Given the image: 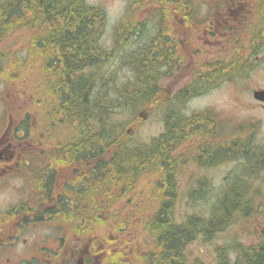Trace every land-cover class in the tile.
<instances>
[{
	"label": "trees",
	"instance_id": "obj_1",
	"mask_svg": "<svg viewBox=\"0 0 264 264\" xmlns=\"http://www.w3.org/2000/svg\"><path fill=\"white\" fill-rule=\"evenodd\" d=\"M171 2L130 0L129 6H136L135 10L133 8L134 12L130 9L131 16H136L135 11L144 4L166 5ZM152 12L154 13V9ZM161 13L166 14V10L163 9ZM105 18L102 8L89 5L85 0H0V39L14 28L28 29L29 53L41 55L46 65L48 63L57 67L54 70L57 74L55 81L50 82L53 94H57V102L49 103L51 113H48L47 126L49 131L56 134L53 127H57L59 117L60 123L66 125L69 130L68 139L65 141L56 139L54 148L58 151L52 154L48 166V170L52 171L46 180L41 178L34 180L35 188L37 192L41 191L40 196L47 202L51 195H59L58 202L48 203L47 214L93 211L95 215L88 219L91 223L88 230L93 227L96 236L108 237L112 235L111 233L118 235L125 232L127 220L117 215V211H112L106 217L100 214L106 212V207L118 202L123 196L127 197V202L130 203L128 197L134 194L140 175L146 171H156L157 179L152 190L154 193L148 196L159 200L155 201L157 208L149 211L153 213L152 216L143 219L144 230L154 243V262L185 264L187 244L199 238L210 241L234 221L254 220L257 214L262 212L260 210L264 205L256 201L257 195L262 194L264 197L261 187H247L249 192L244 195L245 187L237 184L243 180L248 181L249 172H252L254 180L258 178L264 180V149L239 136L235 137L236 140L233 141L235 144L230 143L232 148L206 146L203 155L208 159L201 164L210 165L216 161L222 162L239 156L245 161L244 166L250 165L252 158V165L231 179L227 186L221 187V194L214 197L215 203L209 205L207 214L198 209L186 214L185 219L178 223L174 208L177 192L176 169L179 163L173 157V152L183 141L190 138L192 133L208 136L209 131L202 124L206 125L213 121L211 111L205 110L195 114L193 118L183 119L178 118L179 114L169 108L168 115L172 118L169 120L164 118L165 129L159 136L152 138L149 143H133L132 131L128 132L122 122L116 123L107 116L108 109L99 104L98 83L92 79L90 73H86L87 69L90 70L96 63L101 62L105 55L98 45ZM128 20L126 17L125 21ZM150 20L153 21L154 17L150 16ZM44 46L50 52L44 54L41 50ZM142 54H145V51ZM141 56L138 55L137 60ZM234 58L229 59V62L223 60L221 78H233L235 74L241 73L238 70L241 59L239 55ZM149 65L153 69L154 64ZM46 69L49 70V66ZM59 79L63 86L59 84ZM142 85L143 88L140 89ZM140 87L130 94L132 105L138 103L153 111L155 86L152 87V84L148 83L140 84ZM148 94L150 96L147 97ZM100 109L103 116L102 113L99 114ZM21 125L26 126V122H21ZM225 150L232 152L231 156H227ZM239 152L241 154L238 155ZM211 154L224 157L212 159ZM59 165L63 166L60 173ZM73 170L74 174L71 175ZM66 175H71L67 176L68 182L63 181ZM28 182L30 185V180ZM206 185L211 189L209 182ZM76 195L93 200L79 201L76 205L65 201ZM199 195L201 196V193ZM218 196L221 198L217 199ZM64 220L73 228L76 235H88L86 224H75L80 219ZM227 223L229 224L226 227H222ZM257 235L258 242L244 246L237 244L235 248H231L236 254L232 261L225 245L217 247L216 264H240L242 261V264H264V221ZM147 250L149 255L151 249ZM120 257L121 252L118 249L111 256L112 259ZM192 264L203 262L195 259Z\"/></svg>",
	"mask_w": 264,
	"mask_h": 264
},
{
	"label": "rangeland",
	"instance_id": "obj_2",
	"mask_svg": "<svg viewBox=\"0 0 264 264\" xmlns=\"http://www.w3.org/2000/svg\"><path fill=\"white\" fill-rule=\"evenodd\" d=\"M85 1L89 5L102 8L106 17L98 38V45L105 52V55L101 62L95 64L97 69L94 65V68L86 70V73H90L92 79L98 83L96 84L99 91V104L108 109L107 116H110L111 120L116 123L122 122L124 128L133 131V143H149L152 138L159 136L164 131L165 127L162 120L172 118L168 115L170 113L168 106H159L157 109L147 112L145 118L137 122L136 117L143 108L138 103L133 106L130 101L132 99L130 94L136 88H139L140 84H154L157 78L154 66L152 69L150 65H145L154 57V50L151 49V52L147 51L142 54L144 45L154 38L153 23L150 20V16L154 17L153 5L148 4L147 7V4H144L147 7L145 10L139 11V8L135 11L136 16H131L130 9L133 11L135 7L129 6L130 0ZM192 1L198 3L201 0ZM207 2L211 3L213 1L206 0L198 5L197 19L208 18L212 14L215 17L217 16L218 13H215V9L219 10V8L215 5H205ZM125 16L129 18L128 21H125ZM135 21L141 22L142 25L135 28L131 27L136 26ZM29 48V32L25 28H14L0 39V103L3 102L2 106L5 104V110L12 114L15 119L24 112L34 117V123L39 125L37 122L44 121L42 117L46 116V121L48 118L47 108L43 103L50 97L48 93L52 88L47 87V85L50 82L53 83L54 78L51 75L45 76V73H50V71H47L44 67L41 55L29 53ZM225 51L223 50V54ZM263 54L261 53L258 59H252L247 69L245 68L246 65L240 62L242 75L237 79H233L232 82L223 81L215 89L195 98L190 97L185 102L175 100V103H178L175 111L180 114L183 113L182 115L204 110H210V115H213L211 117L212 122L206 125L202 124L208 129V136L187 138L173 152V157L179 163L176 169L177 192L174 208L178 223L185 219L186 214H191L198 209H201L203 214H207L210 208L209 205L215 203L214 197L221 194V187L227 186L231 179L242 173V170L247 166L252 165V158H250V165L244 166L245 161L239 156L222 162L216 161L210 165L201 164L202 161L208 159L203 155L206 146L232 148L230 143L233 144V141L236 140L235 137L239 136V138L251 140L254 145L264 149V107H261L258 104L260 102L252 97L253 90L264 89ZM138 55L142 56L137 60ZM228 60H225V62L230 61ZM165 70L166 68L163 69V71ZM189 79H191L189 76L187 80L184 77L176 83L188 82ZM166 81V78H164L163 84ZM59 84L63 86L60 79ZM142 88L143 85L140 89ZM175 103H171V105ZM101 110H99V114L102 113L103 116ZM180 114L178 118H181ZM53 128L57 133L49 131V137L53 138V144L50 143L51 146L55 145L56 139L65 141L70 137L66 125L61 124L60 121L57 127ZM53 134L56 136L53 137ZM126 138L129 139L128 136ZM225 153H227V156H231L232 152L225 150ZM239 154L241 153L239 152ZM220 156L224 157L223 155L211 154L212 159ZM248 176H250L248 181L243 180L237 184L245 187L244 195L249 192L247 187L254 188L258 186L261 187V192H263L264 180L261 178L254 180L252 172H249ZM156 179V171L142 173L135 186L134 194L128 197L131 202H127V197L123 196L120 201L111 204L109 207L110 212L117 211L121 213L120 217L126 215L125 230L130 234L124 233V236L129 240V246H135L137 249L141 245H145L146 242L143 240L147 239V235H149L144 230L143 219L152 214L150 213L152 209L157 208L155 201L159 198H149L148 196L154 193L152 190H154ZM208 182L211 189L206 185ZM28 186L29 182L25 181L23 176L12 177L8 188L0 190V208L6 200L12 199L17 202L19 198L27 196ZM201 188L203 191H201ZM219 198L221 196H218L217 199ZM256 201L264 205V199H261L258 195ZM260 211L262 212L259 215L257 214L254 220L241 219L234 221L210 241L199 238L187 244L185 247V264H192L195 259H200L203 264H216V248L224 245L232 261L236 257L232 249L237 244L244 246L259 241L257 233L263 225L264 206ZM228 224H224L222 227H226ZM55 227L56 224L53 221H47L45 225L41 226L32 225L25 233V238L29 241H34L37 237H41L42 240L45 236L51 238ZM111 234L116 235L115 233ZM242 263L243 261L240 264Z\"/></svg>",
	"mask_w": 264,
	"mask_h": 264
},
{
	"label": "flooded vegetation",
	"instance_id": "obj_3",
	"mask_svg": "<svg viewBox=\"0 0 264 264\" xmlns=\"http://www.w3.org/2000/svg\"><path fill=\"white\" fill-rule=\"evenodd\" d=\"M171 1L166 5H153L154 38L144 45L145 53L154 50V57L145 63L147 66L154 62V71L157 72L152 84L155 86L154 109L168 106L175 110L178 107L175 100L185 102L222 84L223 59H235L234 56L239 55L248 68L252 59H258L264 53V0H212L204 4L218 7L219 10L215 9L218 14L204 19H197L196 11L198 5L206 0L198 3L192 0ZM146 8L144 5L139 11ZM163 9L166 14L161 13ZM135 24L142 25L139 21ZM42 50L44 54L49 51L46 46ZM223 50H226L224 54ZM262 56L264 58V54ZM188 76L191 78L188 82L176 83L184 77L187 80ZM164 78L167 80L165 84ZM258 104L264 107V104ZM0 108V190L7 189L14 176L30 180L27 196L17 202L6 200L0 208V264H157L151 246L150 254L143 257L135 246L127 243L121 249V257L112 259L116 239L96 236L93 227L88 230L91 224L88 219L95 215L93 211L47 214L48 203L58 202L59 195H51L48 202L43 200L41 191H36L34 180H46L52 171L48 170L50 159L58 150L47 146L51 143L47 127L38 131V136L34 131L30 134L31 129L37 130L32 125L33 121H27L26 126L21 125L23 121L14 120L8 111L2 109L3 106ZM198 113L179 114L183 119H190ZM200 134L192 133L191 137ZM59 167L60 173L63 166ZM71 175H66L63 181L68 182L67 176ZM88 200L93 198L76 195L65 201L76 205L79 201ZM50 219L57 221L51 238L45 236L42 240L37 237L34 241L25 238L32 225H45ZM64 219H80L75 224H86L88 235H76ZM118 240L125 242L127 238L123 236Z\"/></svg>",
	"mask_w": 264,
	"mask_h": 264
},
{
	"label": "water",
	"instance_id": "obj_4",
	"mask_svg": "<svg viewBox=\"0 0 264 264\" xmlns=\"http://www.w3.org/2000/svg\"><path fill=\"white\" fill-rule=\"evenodd\" d=\"M254 97L258 100L264 101V91L262 90L255 91Z\"/></svg>",
	"mask_w": 264,
	"mask_h": 264
}]
</instances>
